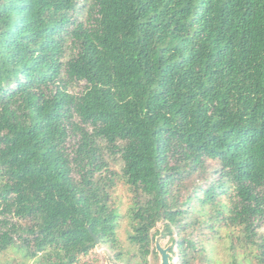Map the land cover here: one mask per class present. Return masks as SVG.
Instances as JSON below:
<instances>
[{
    "label": "trees",
    "instance_id": "16d2710c",
    "mask_svg": "<svg viewBox=\"0 0 264 264\" xmlns=\"http://www.w3.org/2000/svg\"><path fill=\"white\" fill-rule=\"evenodd\" d=\"M84 1L0 0V253L20 257L6 264H97L91 233L121 259L116 179L144 264L162 221L183 264L205 251L181 236L195 212L229 253L255 249L229 264H264V0H90L78 20ZM100 141L120 173L103 174ZM207 161L217 178L186 185Z\"/></svg>",
    "mask_w": 264,
    "mask_h": 264
},
{
    "label": "rangeland",
    "instance_id": "374dc122",
    "mask_svg": "<svg viewBox=\"0 0 264 264\" xmlns=\"http://www.w3.org/2000/svg\"><path fill=\"white\" fill-rule=\"evenodd\" d=\"M90 0H85L84 4L81 5L80 11H85V8L89 5ZM85 14L79 13L77 15L78 20H83ZM83 82L72 83L70 85V90L74 92H78L82 89ZM74 144V140L70 139L68 141V146L71 147ZM101 152L103 155V160L106 164V171L103 174H108V171H112L115 173H120L122 162L120 157L116 152L110 151L103 141L99 143ZM217 170V164L214 161H207V172L203 174H193L191 177L186 179V185L196 184L205 186L209 184L211 181L217 178V173L214 171ZM186 189V188H185ZM182 191V195L186 193V190ZM110 205L118 214V223L119 227L117 229V233L119 235L120 242H122L123 254L121 259H115L114 251L108 249L107 246L97 245L95 247V257L98 258L97 264H106V258L109 259L111 264H144L140 258L135 255L136 251L128 242V231H129V222L130 218L128 215L129 208L132 203V193L129 190L128 186L121 179L115 180V185L110 191ZM199 213H188L184 217L185 230L180 231L181 236H190L195 239V241L200 240L203 242L205 247V251H192L191 249L188 251L187 259L189 260L187 264H229L232 260L231 254L235 252V255L238 259H241L243 255L250 256L255 252V249L252 247H240L236 246L231 253L227 251V247L229 245V241L226 239L227 229L219 228L218 229V237L213 238L212 230L207 228L204 225H196L194 221L198 218ZM24 223V222H22ZM152 233L155 232L153 237V243L151 249H155V239L160 237V244L162 247H170V253L172 254V262L173 264H183L181 252L174 243L173 240L179 238L177 228H173L172 234L165 233L164 231V222H158L156 226L151 230ZM259 237L264 238V220L259 223L258 229ZM19 260V254L13 250H9L7 252L0 253V264H6L9 260L13 259ZM31 264V262H29ZM147 264H160V256L155 250V252L151 253L147 256Z\"/></svg>",
    "mask_w": 264,
    "mask_h": 264
},
{
    "label": "water",
    "instance_id": "95a60500",
    "mask_svg": "<svg viewBox=\"0 0 264 264\" xmlns=\"http://www.w3.org/2000/svg\"><path fill=\"white\" fill-rule=\"evenodd\" d=\"M91 236L94 239L95 244L99 245V241H98L97 237L93 233H91ZM155 250L157 251V253L160 256V264H171V262H170V257H171L170 247L169 246H167L165 248L162 247V245L160 244V237H157L155 239ZM105 263L111 264L109 262L108 258H106Z\"/></svg>",
    "mask_w": 264,
    "mask_h": 264
},
{
    "label": "flooded vegetation",
    "instance_id": "af4514ba",
    "mask_svg": "<svg viewBox=\"0 0 264 264\" xmlns=\"http://www.w3.org/2000/svg\"><path fill=\"white\" fill-rule=\"evenodd\" d=\"M172 260H173V259H172V254H171V257H170V262H171V264H173Z\"/></svg>",
    "mask_w": 264,
    "mask_h": 264
}]
</instances>
